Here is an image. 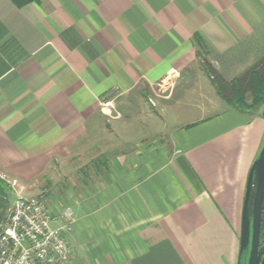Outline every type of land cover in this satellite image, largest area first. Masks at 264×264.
Segmentation results:
<instances>
[{
	"label": "crops",
	"instance_id": "1",
	"mask_svg": "<svg viewBox=\"0 0 264 264\" xmlns=\"http://www.w3.org/2000/svg\"><path fill=\"white\" fill-rule=\"evenodd\" d=\"M263 58L264 0H0V174L73 212L67 264H237L264 108L237 111L202 63L231 80ZM168 82L157 107L193 112L139 128L131 103Z\"/></svg>",
	"mask_w": 264,
	"mask_h": 264
},
{
	"label": "built area",
	"instance_id": "2",
	"mask_svg": "<svg viewBox=\"0 0 264 264\" xmlns=\"http://www.w3.org/2000/svg\"><path fill=\"white\" fill-rule=\"evenodd\" d=\"M102 111L112 116L113 102H103ZM12 186L17 181H10ZM73 212L54 214L44 194L17 195L0 221V264H67L73 250L66 238ZM63 220L61 226L55 224Z\"/></svg>",
	"mask_w": 264,
	"mask_h": 264
},
{
	"label": "trees",
	"instance_id": "3",
	"mask_svg": "<svg viewBox=\"0 0 264 264\" xmlns=\"http://www.w3.org/2000/svg\"><path fill=\"white\" fill-rule=\"evenodd\" d=\"M21 8L38 0H10ZM204 70L210 76L219 96L237 111L255 112L264 108V58L238 78L226 79L210 62L204 60ZM8 190V189H7ZM9 192L6 184L0 179V220L10 206ZM264 237V222L262 238Z\"/></svg>",
	"mask_w": 264,
	"mask_h": 264
},
{
	"label": "water",
	"instance_id": "4",
	"mask_svg": "<svg viewBox=\"0 0 264 264\" xmlns=\"http://www.w3.org/2000/svg\"><path fill=\"white\" fill-rule=\"evenodd\" d=\"M264 144L247 179L237 264H264Z\"/></svg>",
	"mask_w": 264,
	"mask_h": 264
},
{
	"label": "rangeland",
	"instance_id": "5",
	"mask_svg": "<svg viewBox=\"0 0 264 264\" xmlns=\"http://www.w3.org/2000/svg\"><path fill=\"white\" fill-rule=\"evenodd\" d=\"M213 65V64H212ZM217 66V69L214 65V67L220 72L221 71H226V69L228 68V65L226 63H224L221 59L218 61V64H215ZM238 68L242 67V69L246 66H248V64L245 62L244 63H241V64H237ZM241 65V66H240ZM243 65V66H242ZM202 68L204 69V67L202 66ZM238 68H233V69H229V72H225V73H228L230 74L231 76H234L237 72H238ZM206 72V71H205ZM200 84H201V87L204 88V89H207L209 88L208 86V82L207 80L205 79H202L200 80ZM169 82L168 83H165L163 85V87H155L154 88V92L152 91L151 92V95L147 96L146 99L145 98H140V97H136V100L135 102H132L131 103V106L133 108V112H131V115L133 117H136V118H139L138 120H141V123L139 122L138 125L140 124V127L139 128H142V125L143 123H146L148 124L147 126L145 125V129H147V131H153V132H157L159 130H162L164 132H167L169 131L172 126L174 125V123H176V119H179V118H182L184 116H186L187 114H190L189 112H193L191 110H186L184 109L183 105L181 106H172V109L171 110H162L161 108L157 107L158 103L156 102V96L157 95H164L163 91L166 89V94L169 95L170 91H169ZM159 93V94H158ZM150 99V100H149ZM146 100L149 102L150 101V105H147L146 104ZM114 103V101H112ZM151 114V118H149ZM117 113H116V106H115V112L113 113V115L111 116L112 118H109L110 120H113L114 117L116 118ZM169 121V122H168ZM138 131L135 127V131L132 130V132L130 131H125L124 135L128 136L126 133H132V134H136ZM150 132V133H151ZM130 137V136H128ZM0 179L3 180L6 184V191L9 192V199L10 200V205L13 203L15 197H16V192L19 191L20 192V186H19V183L17 182L16 185L12 186L10 184V181H14V180H8L5 176L1 175L0 174ZM8 189V190H7ZM22 192V191H21ZM22 195V194H21ZM24 196V195H22ZM35 196H38V195H35ZM51 211L53 210V208H51ZM54 211V210H53ZM52 211V212H53ZM6 215V212L3 214V216L1 217V220L5 217ZM0 220V221H1Z\"/></svg>",
	"mask_w": 264,
	"mask_h": 264
}]
</instances>
